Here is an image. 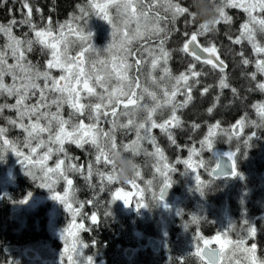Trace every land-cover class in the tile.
<instances>
[{"label": "snow or ice", "instance_id": "snow-or-ice-1", "mask_svg": "<svg viewBox=\"0 0 264 264\" xmlns=\"http://www.w3.org/2000/svg\"><path fill=\"white\" fill-rule=\"evenodd\" d=\"M206 2L215 6L212 27L202 22L194 0H85L64 22L45 16L33 0H0V8L8 13L0 20L5 41L0 44V159L9 152L17 157L24 174L48 189L50 199L69 214L60 233L58 264H93L92 256L83 257L82 249L89 245L82 233L100 222V201L78 198V178L94 195L110 189L109 204L121 201L129 208L135 200L134 210L139 212L149 207L146 193L157 177L159 191L152 197L163 203L173 184L171 173L182 164L195 173L196 191L203 195L210 181L200 175L206 167L201 152L212 151L223 137L236 142L234 150L225 153L231 162L225 177L243 180L236 157L256 135L248 129L264 127V100L246 98L249 92L264 94V0ZM230 10L245 14L239 27H232ZM92 15L110 27V40L103 48L93 44V33L87 29ZM222 25L235 68L246 82L242 88L231 82L218 44ZM177 55L183 69L175 72L172 61ZM210 76L217 77L216 82L208 83ZM226 90L231 96L227 106L239 103L244 108L227 124L215 115ZM197 93L209 98L202 115L211 118L206 123L185 120L183 115ZM202 128L196 143L177 141L176 130H187L191 138ZM157 131L186 156L170 161ZM116 153L152 161V179L142 180V187L139 168L127 184L112 180ZM208 175L219 177L215 169ZM59 185L62 190H57ZM31 195L17 203L27 204ZM200 222L191 214L184 227L196 226L190 255L201 264H225L230 249L227 264H264L255 225L246 233L229 225L208 237ZM178 264H185L184 257Z\"/></svg>", "mask_w": 264, "mask_h": 264}, {"label": "trees", "instance_id": "trees-1", "mask_svg": "<svg viewBox=\"0 0 264 264\" xmlns=\"http://www.w3.org/2000/svg\"><path fill=\"white\" fill-rule=\"evenodd\" d=\"M85 0H33V3L38 4L40 7H42L44 10H50L52 11L55 6L58 7V10L56 11L54 9V13H58V16L54 18V20L58 22H64L66 19L70 18V15L77 12L76 6L78 4H83ZM194 5L197 9L198 15L201 18L202 22L205 23V16H211L208 18L207 21L212 22L216 19L214 12H215V6L211 3H207L206 0H194ZM18 7V5H17ZM231 15L234 17V24L233 28L239 27L240 23L245 19V14L236 11V10H230ZM19 14L17 13V16ZM8 16L6 8H0V20H4ZM206 21V22H207ZM213 26V25H212ZM211 26V27H212ZM87 29L91 32H94L93 34V44L98 48H103L108 42L110 38V31L105 32L104 29H100L98 27L91 28V23L88 20ZM226 30V26H221V34L220 38L218 40V44L222 45L221 53L225 61L229 64V77L231 82L236 85L237 87H244L246 82L242 81L238 75V70L235 68V64L233 62V57L229 53L228 49L230 45L228 42L224 39V31ZM19 34V33H17ZM4 38L0 37V44H3ZM174 46L173 45H170ZM33 60L38 58V53H34L32 56ZM178 63L180 64V57L179 55L176 56V58L172 61V68L173 71H175L176 67L178 66ZM183 69V67H181ZM211 81H208V83H214L217 80V77L210 76L208 77ZM231 98L230 93L226 90L224 97L221 102V106L216 112V118L220 119L224 123H230L234 118L238 117L240 115V112L244 110L243 106L239 103L232 107H228V101ZM247 101L252 102L255 100H264V94L256 92H249L247 93ZM209 105V98H206L205 101L197 100L190 104L188 109L184 110L183 115L185 120L191 121V120H197V121H204L207 122V119L211 118H204L202 115L204 113V109ZM159 118V117H158ZM252 131L256 132L255 137H252L249 141L253 142L257 141V144H261V149L259 150L261 158L262 152L264 151V127H256V128H250ZM203 131V128L199 131L194 133V136H191L193 140H196L200 136V132ZM177 134V141L178 142H187L188 138L190 137V133L187 130H176ZM160 144L164 147L169 160L174 161L177 156L182 157V154H178L177 148L170 145L166 138L163 137L161 133H157ZM223 137H220L216 140L214 143L215 148L223 149L226 148L227 150L230 149V151H233L236 145L235 141H227L225 143ZM225 144V145H224ZM169 152V153H168ZM245 153H247V150H244L241 147L240 153L236 157V164L238 171L245 176L244 184L246 187H242L238 181H240L239 177L236 178H227L226 180H231L230 184L226 187L225 184H223V180H213L212 177L208 175V170L212 169L214 164L213 160H215L213 157L204 159V165H206L205 168L200 170V175L203 179L206 181H210L208 186L205 188L203 195H201L199 192L196 191V186L192 185V179H194L193 176L189 175L185 171H183L185 174L182 175V173H179L181 176L184 184L182 188L185 190L183 191L185 193V196L181 198L182 204L179 207V215L170 216L169 222V228H168V235L166 238H164V243L162 240L163 245L161 244V249L158 253L152 252L150 249L146 250H140L134 256L128 261L122 253H120L121 249H124V247H128L130 244H127L126 242L131 241L130 238L133 240L134 243L137 236L134 235L135 232V225H140V220L136 219L133 220L132 225L126 226V225H113L114 227L110 228L107 232V237L104 239L107 242V250L104 251V253L109 254L112 258L114 257V261L108 262V264H178V258L184 257L185 264H201V262L191 257V252L193 250V235L194 230L196 226H193L189 224L188 228L185 229L184 224L187 220V217L191 214H196L201 218V222L198 225L201 228L202 233L205 236H212L216 232H224L228 230L229 225H232L237 230H242L246 233L247 227H250L252 225H255L257 228V235L255 243H257L260 247V250L262 253H264V206L262 207L261 213V219L257 221L261 222L260 225L256 224V212L253 210V203L246 204L247 200H250L252 202V193L251 191L253 189H257L260 191V196L262 199H264V179H262L259 176V172L254 168V165L252 163L246 164L244 162L245 159ZM127 156V154H125ZM258 156H255L253 154V159H260ZM133 160V159H132ZM241 161V162H240ZM145 161L144 159L142 161L133 162V168H140L142 172V177L145 178V174L143 173L142 167L146 164H143ZM150 162V160H149ZM151 163H149L148 166V177L151 180L152 179V173L151 172ZM127 164H129V158H123V160H120V162L117 164L118 168H125L127 167ZM140 165V166H139ZM177 173V172H176ZM257 175V176H255ZM21 180H26L28 184L31 185L30 179H28L26 176H23ZM173 184L180 180V177L178 176V179H175L174 176H172ZM237 180V181H236ZM156 181V179H155ZM154 181V182H155ZM247 181L250 183V188L247 187ZM153 182V183H154ZM139 183L140 180H139ZM222 183V186H221ZM142 184V183H141ZM218 184V185H217ZM255 184V185H253ZM30 185H25V182L22 181V190L23 193L19 195V197L16 199L17 201L24 198V196L31 192L35 193V188L30 187ZM221 186V187H220ZM217 190V191H216ZM150 192V191H149ZM250 192V194H249ZM106 203L104 202L105 200ZM104 199L101 201V206L111 207L112 203L109 204V198L104 197ZM149 199L152 203L151 209H149L150 216H162V214H159L156 212V205L153 204V199L151 197V194L149 193ZM263 205V204H262ZM229 209V212L227 211V207ZM8 209H6L7 212ZM163 217V216H162ZM25 218V217H24ZM163 220V219H161ZM159 220V221H161ZM28 218H26L27 225ZM157 221V220H156ZM153 219V225L156 223ZM247 221L248 224L246 226H242L241 222ZM152 225V221H147V224L143 222V225ZM158 223V222H157ZM189 223H191L189 221ZM23 225V223H22ZM180 226V228H178ZM134 226V227H132ZM146 229V232L142 233L141 230L140 237L141 236H156L155 238L160 239V234L150 229L149 226L144 227ZM152 231V232H151ZM113 233V234H112ZM153 233V234H151ZM158 234V235H157ZM40 237V236H39ZM38 237V238H39ZM37 238V239H38ZM24 240L27 241V238ZM43 240V239H38ZM45 240V239H44ZM42 242H39V244ZM113 246V247H112ZM119 246V247H117ZM110 248V249H109ZM113 248V249H111ZM232 250V249H231ZM113 253V254H112ZM17 254H12L10 256H6L5 260L2 261L3 253L0 250V264H21L20 261L17 259ZM123 257V258H122ZM232 255L229 256L227 253V259H231ZM226 259V260H227ZM195 261V262H194ZM227 263V261H226Z\"/></svg>", "mask_w": 264, "mask_h": 264}, {"label": "flooded vegetation", "instance_id": "flooded-vegetation-1", "mask_svg": "<svg viewBox=\"0 0 264 264\" xmlns=\"http://www.w3.org/2000/svg\"><path fill=\"white\" fill-rule=\"evenodd\" d=\"M46 1L47 0H45V2ZM54 9L56 11H59L57 6H55ZM54 9L52 11L43 9L45 16L50 15L52 16L53 19L56 16H58V13L53 12ZM210 17L211 16H208V15L205 16L206 19L204 22H206L208 18ZM214 21L215 20H213L209 24V27L214 25ZM181 67H183V64L180 60V64L178 63V66L176 67L175 72L182 70ZM208 81H211V80L208 78ZM197 100L205 101L206 98L200 97L199 94L197 93L196 98L193 102ZM248 131H252V130L249 128ZM158 132L159 131H157V133ZM191 136H194V133H192ZM194 142L195 141H193L192 138H188L187 142H179V143L188 145ZM258 144H255L254 142L249 141L248 146L246 148L251 151V150H254L255 146ZM69 147H70V150H72L76 154H80L79 150L74 149V147L72 146H69ZM241 147H244V146H241ZM177 151L179 155L182 154V157L185 155V152L183 153V151L181 152V150L179 149H177ZM258 153L260 155L259 151ZM262 154H263L262 158L258 156L260 159L255 158L251 161V162H254V168L259 172L260 177H262V171L264 170V151L262 152ZM205 158L208 159V157L204 155L202 158L203 162ZM143 159L145 161L143 164L146 163L142 167L143 173L145 174L144 175L145 178L142 177V179L140 180L141 183L143 179L144 180L149 179L148 166H149V163L152 161L149 162V160H147L144 157H138L135 160L134 159L132 160V158H129V164H127V167H125L124 169L126 173L130 174V172H132L133 162H137L138 160L142 161ZM120 160H123V158L121 157L119 153H116L113 155L112 163L114 167L116 168V170H118L119 172L120 170L123 171L122 168L120 167L119 169H117V164L120 162ZM17 166H18L17 159H9L7 161L4 159V156H3V159H0V175L3 172L12 168V177L0 178V250L3 253V258H4L2 259V261L5 260L6 256H10L14 253V254H17L18 257H21L22 259H25L30 262L39 263L40 261H43L45 262L44 264H50V261L43 260L44 257L37 248V246L39 245V241H37V238L41 236L43 239H47L45 240L46 243L47 242L50 243V240L51 242L54 241L55 244H53L52 246V248L54 249H58L60 247V242L55 237H51V235L49 234L48 225H56V227H60V228L62 227L60 225H66L67 221H66V216H64V208L58 202L50 199V191L48 189L44 190L43 188L34 184V182H32L30 185L27 183L26 180H21V177L17 175V170H16L18 168ZM128 166L131 167L130 171H129ZM176 166L179 167L180 165H176ZM179 170L180 172H183V168L179 167ZM113 173H112V176H114L115 178H111V179L116 181L117 183L123 182L124 184H127L129 182V178L131 177V176L129 177L126 173L123 172L124 177L122 179H117V176H115ZM175 175L179 176L180 180L177 181L176 186L173 185L171 187L174 193V202L177 199V195H176V192H174V190L177 191V189L179 187L182 188L184 184L178 171ZM243 177H244L243 180L240 179V181L238 182L240 183L242 187H246L244 184L245 176ZM227 178L229 177H223V178H217V179L223 180V183L225 182L224 184L227 187L228 184L231 183L229 180H226ZM22 181L25 182L26 186L30 185V187L35 188V193H32L31 195L33 197L32 201L35 202V205L29 208V210L23 207L19 208L20 204L17 203V200H16L19 197V195L22 194L24 191L22 190ZM138 183H139V180H138ZM78 185H79V191H78L79 199L86 200L89 198H94L100 201V207H99V212L101 214L100 222L96 225L89 224L90 231L86 233H82V239L89 245L87 248H85L87 250L85 251V253L90 254L93 260H96V262L98 263L103 262L104 264H108V262L114 261V257L112 256L111 258L109 254L103 253L104 250L107 248V242L104 240L107 237V232H110L109 229L114 227L113 225H132L133 220L139 219L138 214L142 213L144 209H140L139 212L135 211L134 210L135 203H136L135 200H133L132 207H131L133 211L132 209L130 210V207L125 208L121 201L119 202V205L117 206H111V207L101 206V201L104 199V197H107V198L110 197V189H105L103 192L94 195L93 191L87 188L84 182L79 180V178H78ZM247 187L250 188V183L248 181H247ZM62 188H63V185H59L57 190H62ZM258 189L259 188L253 189L251 191L252 193L251 198L253 199L252 202L250 200L246 201V204L248 203V205L250 203H253V210L256 213L261 212L262 211L261 209L264 206V199H262V197L260 196V191ZM149 193H150L149 191L146 193V197H147L146 203H148L147 201L149 198ZM34 195H37V197H35ZM46 195H48L49 198L46 199V197H43ZM104 202L106 203L107 201L105 200ZM164 203L165 202H163L162 205H164ZM52 204L55 206V209H54L55 211H53L51 207ZM153 204H155L154 201H153ZM181 204H182V200L177 203L176 205L177 210L179 209ZM156 207L158 206L156 205ZM6 209H8L7 212H6ZM149 209L150 208L148 207L147 208L148 212H149ZM90 210L95 211L97 209H90ZM155 210L157 213L161 214L158 211V208H156ZM105 211H107L110 214L103 215ZM26 218H28L27 225H25ZM153 219L154 221L161 220L162 216H158V215L153 216V213H152V216L150 218V220L152 221V225H153ZM156 223L154 225H156ZM58 235L59 233L56 235V237L59 238ZM25 238H27V241L24 240ZM148 238L149 237H147V240L144 244L143 243L140 244L136 240L133 243L132 242L133 240L130 238L129 240L131 241L126 242L127 244H130V245L128 247H124L126 248L123 251L124 254L126 255L129 249L132 252L131 253L132 255L136 254L140 250L148 249L147 247ZM92 241H95V246H92V243H91ZM6 247H16V250L13 253H10L5 250ZM160 247H161V243H160ZM27 250H30L35 255L33 259H30V256L28 255ZM122 250L123 249L120 250V253H122Z\"/></svg>", "mask_w": 264, "mask_h": 264}, {"label": "rangeland", "instance_id": "rangeland-1", "mask_svg": "<svg viewBox=\"0 0 264 264\" xmlns=\"http://www.w3.org/2000/svg\"><path fill=\"white\" fill-rule=\"evenodd\" d=\"M89 21H90V23H91V28L93 29V28H95V27H98V28H100V29H104L105 30V32H109L110 31V27H109V25L106 23V22H104L102 19H99L97 16H95V15H92V16H90V18L88 19ZM211 22L210 21H207V22H205V24H207V25H209ZM93 34H94V32H92ZM110 39V38H109ZM202 132L203 131H201L200 132V135L202 134ZM253 137H255V136H253ZM224 140H225V138H223ZM198 140V138L196 139V140H193V141H195L194 143H196V141ZM225 143H227V141H224ZM253 142L255 143V144H257V141H254L253 140ZM225 145V144H224ZM261 144H258V145H256L255 146V148H254V150H248L247 148H245V147H242L244 150H248L247 151V153H246V157H245V161L244 162H246V164H248V163H252L253 165H254V162H251L252 160H253V154L255 155V156H259V153H258V151L261 149ZM218 148H215V146L213 147V149H212V151H208V150H203L202 152H201V156H200V159H202L203 158V156L205 155V156H207L209 159L210 158H212L213 157V154L216 152V150H217ZM218 150H220L222 153H227V152H231L230 151V149L229 150H227L226 148H223V149H218ZM182 152V151H181ZM185 152V155L184 156H186V151H183V153ZM169 153V152H168ZM183 156V157H184ZM262 157H263V154L261 155ZM261 157V158H262ZM4 159L5 160H9V159H17L18 160V158L17 157H15L14 155H12L10 152L9 153H5L4 154ZM215 160H213V158H212V160L214 161V162H216L217 161V159H216V156H215V158H214ZM241 162V161H240ZM18 163V162H17ZM177 165H180L179 167H181V168H183V171H185L186 173H188L189 175H191V176H193V177H195V173H192L190 170H187V169H185V167L182 165V164H177ZM215 165H217V162H216V164H214V166H213V168L214 167H216ZM18 168L16 169L17 170V175H19L21 178L23 177V176H26L25 174H24V169H23V167H22V165H20L19 163H18V166H17ZM129 167V171H130V169H131V167L130 166H128ZM179 167H177L176 166V169H177V171L179 172V173H182V172H180V170H179ZM124 169L125 168H122V170L123 171H121L120 170V172L117 170L116 172H114L113 174L115 175V176H117V179H122L123 177H124V173H126L125 171H124ZM134 169L135 170H137V171H139V169L138 168H132V172H130V174H128V173H126L129 177L130 176H133V175H135V173H134ZM127 170V169H126ZM177 171H175V172H173V173H171V176H174L175 177V179H178V176L177 175H175L176 174V172ZM124 172V173H123ZM123 173V174H122ZM150 173H152V170H151V172ZM185 173L183 172L182 173V175H184ZM6 177H12V168H10L9 170H7V171H5V172H3L1 175H0V178H6ZM28 179H30V181L31 182H34V184H36V185H38V182L37 181H34V180H32L30 177H28V176H26ZM111 178H115L114 176H112L111 175ZM141 179H142V177H140ZM213 180H218L217 178H212ZM144 180V179H143ZM150 180V179H149ZM240 180V179H239ZM219 181H220V179H219ZM229 181H231V180H229ZM237 181V180H236ZM220 182H222V181H220ZM225 183V182H224ZM223 183V184H224ZM158 185H159V177H157L156 178V181L152 184V186L150 187V189H149V191H150V194H151V197H152V193L153 192H156V193H158V191H159V188H158ZM175 185V184H174ZM218 185V184H217ZM141 186L142 187H144L145 185L142 183L141 184ZM191 186H196V184H195V179H192V185ZM221 186H222V183H221ZM220 186V187H221ZM44 189V188H43ZM44 190H47V189H44ZM185 189L184 188H181V187H179L178 189H177V191H175L174 190V192H176V195H177V199L175 200V202L173 203V205H168V208L167 209H165L164 208V206L162 205L163 203H161L160 201H158V200H154L153 199V197H152V199H153V201L155 202V205H157L158 207H156V208H158V211L162 214V219L163 220H161V221H159V220H157V222L158 223H156V225H143V222L144 223H146L147 224V221H150V218H151V216H150V213H148V210L147 209H144L143 210V212L142 213H139L138 215H139V222H140V225H135V232H134V235H136L137 236V238H136V241L137 242H139L140 244H144L145 242H146V240H147V237H150V236H141L140 237V231L141 230H143V231H141L142 233H144V232H146V229L144 228L145 226H149L153 231H155V232H157V233H159L160 234V239H159V241H160V243L163 245V243H164V238H166L167 237V235H168V228H169V220H170V216H174L175 214H177V212H178V210H177V207H176V205H177V203L179 202V201H181L180 199L182 198V197H184L185 196V193L183 192ZM217 191V190H216ZM180 194V196H179V194ZM35 197H37V195H34ZM43 197H46V199L47 198H49V196L48 195H46V196H43ZM23 199V198H22ZM33 200V197L31 196L30 197V199H29V201H28V203L27 204H23V205H19V208H26L27 210H29V208H31V207H33L34 205H35V202L34 201H32ZM44 200V199H43ZM119 202L120 201H115L114 203H115V205L117 206V205H119ZM146 202V201H145ZM164 204H166V203H164ZM112 206H114V205H112ZM51 207H52V209H53V211H55L54 209H55V206L52 204L51 205ZM227 207V211L229 212V209H228V206H226ZM132 208L130 207V210H131ZM132 211H133V209H132ZM64 216H66V225H67V223H68V221H69V214L64 210ZM261 213L259 212V213H256V219H254V220H256V224L257 225H260L261 224V222L259 221H257V219L258 220H260L261 219ZM66 225H60V226H62L61 228L60 227H56V225H48V232H49V234L51 235V237H55L59 242H60V247L58 248V249H54V248H52V246H53V244H55V242L54 241H52L51 242V240H50V243H46L45 242V240H47V239H43L41 236L38 238V239H43V240H39V242H43L42 244H39L38 246H37V248H38V250L42 253V255H43V257L46 259V260H48V261H50V264H58V262H59V255H60V251H61V248H62V242H61V240H60V233H61V231H62V229L66 226ZM126 226H131V225H126ZM180 226L181 225H179V227L178 228H180ZM132 227H134V226H132ZM152 232V231H151ZM59 233V238L58 237H56V235ZM113 234V233H112ZM151 234H153V233H151ZM158 235V234H157ZM156 236H153L152 235V238H155ZM38 239H37V241H38ZM162 240H163V243H162ZM46 244V245H45ZM50 246V247H49ZM118 247V246H117ZM148 247V246H147ZM149 248V247H148ZM126 248H124L123 250H122V253L124 254V250H125ZM159 249H161V247L159 248ZM130 250V249H129ZM160 251V250H159ZM82 252H83V257H87V256H91L90 254H87V253H85L84 252V249H82ZM153 252V251H152ZM132 252H130V254L129 255H123L125 258H128V259H131L133 256H134V254L132 255L131 254ZM154 253H156V252H154ZM228 254H229V256H231L232 255V250L230 249L229 251H228ZM83 257L82 258H80V257H77V259L78 260H82L83 259ZM43 258V260L45 261V259ZM17 259L20 261V263L21 264H44L45 262H43V261H40L39 263H36V262H30V261H27V260H25V259H22L21 257H17ZM226 261L227 260H225V264H227L226 263ZM96 260H93V264H96V263H98V262H96Z\"/></svg>", "mask_w": 264, "mask_h": 264}, {"label": "water", "instance_id": "water-1", "mask_svg": "<svg viewBox=\"0 0 264 264\" xmlns=\"http://www.w3.org/2000/svg\"><path fill=\"white\" fill-rule=\"evenodd\" d=\"M214 154L217 157V163H219V166L216 165V167L213 168V169H215L216 175H218L219 177H225V176L229 175L230 170H231V162L228 160V158L225 156V154H223L220 150H216V152ZM221 168L223 169L222 172H221ZM262 178H264V170L262 171ZM173 201H174V193H173L172 189L170 188L167 190V194H166L164 202L168 205H173V203H174ZM147 246L153 252H158L159 247H160V242H158L154 238H150V239H148ZM15 249H16V247H6L5 250L7 252H11L12 250H15ZM130 252L131 251L128 250L126 255H129ZM27 253L30 256V258H34L35 255L31 251H27Z\"/></svg>", "mask_w": 264, "mask_h": 264}, {"label": "bare ground", "instance_id": "bare-ground-1", "mask_svg": "<svg viewBox=\"0 0 264 264\" xmlns=\"http://www.w3.org/2000/svg\"><path fill=\"white\" fill-rule=\"evenodd\" d=\"M117 168H118V166H117ZM109 200H110V197H109ZM147 202H148V204H149V208H150V209L153 208V207H152V203H151V201H150L149 198H148V201H147ZM112 205L116 206L115 203H112ZM176 215H177V214H176ZM148 225H149V223H148ZM150 229H151V228H150ZM150 237L152 238V236H150ZM109 249H110V248H109ZM105 250H107V248H106ZM105 250H104V251H105ZM85 251H87V250L84 249V252H85ZM158 252H159V251H158ZM158 252H156V253H158ZM103 253H104V252H103ZM122 258H123V257H122ZM126 259H127L128 261H130V259H128V258H126ZM96 264H104V263H103V262H99V263H96Z\"/></svg>", "mask_w": 264, "mask_h": 264}]
</instances>
